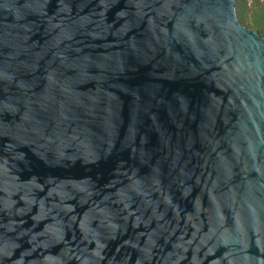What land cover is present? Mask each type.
<instances>
[{"label": "water", "instance_id": "95a60500", "mask_svg": "<svg viewBox=\"0 0 264 264\" xmlns=\"http://www.w3.org/2000/svg\"><path fill=\"white\" fill-rule=\"evenodd\" d=\"M0 264H264L235 0H0Z\"/></svg>", "mask_w": 264, "mask_h": 264}, {"label": "rangeland", "instance_id": "374dc122", "mask_svg": "<svg viewBox=\"0 0 264 264\" xmlns=\"http://www.w3.org/2000/svg\"><path fill=\"white\" fill-rule=\"evenodd\" d=\"M235 12L241 25L264 35V0H235Z\"/></svg>", "mask_w": 264, "mask_h": 264}]
</instances>
